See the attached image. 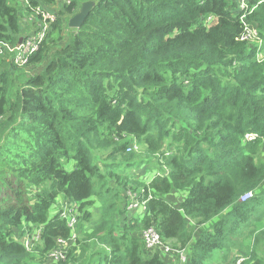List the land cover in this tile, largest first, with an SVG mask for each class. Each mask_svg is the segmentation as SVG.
Instances as JSON below:
<instances>
[{
	"label": "trees",
	"instance_id": "trees-1",
	"mask_svg": "<svg viewBox=\"0 0 264 264\" xmlns=\"http://www.w3.org/2000/svg\"><path fill=\"white\" fill-rule=\"evenodd\" d=\"M261 1L260 46L236 0L31 2L57 9L23 66L0 47V264H264ZM17 3L0 0V44L32 27ZM148 228L176 252L147 250Z\"/></svg>",
	"mask_w": 264,
	"mask_h": 264
},
{
	"label": "built area",
	"instance_id": "built-area-1",
	"mask_svg": "<svg viewBox=\"0 0 264 264\" xmlns=\"http://www.w3.org/2000/svg\"><path fill=\"white\" fill-rule=\"evenodd\" d=\"M33 0H21V4L24 7H28V9H31V11L34 12L36 15L32 19V16L28 17V21L33 22L32 23V32L25 37H20L22 39L21 43L19 45L10 46L7 44H0V47L5 49L9 55H11V58L13 59V62L15 65L23 66L28 57H30L33 53H35L42 41L45 39L49 29L50 25L55 20V15L51 13L48 10H41L40 8H32L30 6L31 2ZM238 4V11L240 13V23L243 27V31L240 34L239 40L242 42H248L253 43L258 46L261 45V39L258 36V32L255 28H253L251 25H249L246 22L247 16L250 15L257 6H251L250 0H236ZM264 1H261L258 3H262ZM26 21V20H25ZM212 21V20H210ZM208 21V22H210ZM257 58L260 59L261 55L258 54ZM257 134L255 133H247L244 135L243 142L245 143H252L257 140ZM135 149V148H133ZM252 197V193H245L240 197V202H245L249 200ZM72 211V207L69 209V212ZM68 222V227L71 229V239L70 241H74L76 238V234L74 232V224H75V218L74 216L70 215ZM141 238L143 241V244L145 248L149 251H160L165 256H172L176 251L172 250V248L168 244H163L158 236V234L153 230V228H148L142 231ZM68 246V243L65 240L58 239L56 241V247L54 250H52L51 253H49L48 258L51 262H57L62 261L65 258V249ZM27 247V246H26ZM179 256V259L183 262L184 261V252L177 253ZM241 260L237 262L239 264Z\"/></svg>",
	"mask_w": 264,
	"mask_h": 264
},
{
	"label": "water",
	"instance_id": "water-1",
	"mask_svg": "<svg viewBox=\"0 0 264 264\" xmlns=\"http://www.w3.org/2000/svg\"><path fill=\"white\" fill-rule=\"evenodd\" d=\"M94 6V3L87 1L81 4L79 12L71 17L68 21V27L71 29H79L86 20L90 10ZM22 39L19 38L17 45L21 43Z\"/></svg>",
	"mask_w": 264,
	"mask_h": 264
},
{
	"label": "rangeland",
	"instance_id": "rangeland-1",
	"mask_svg": "<svg viewBox=\"0 0 264 264\" xmlns=\"http://www.w3.org/2000/svg\"><path fill=\"white\" fill-rule=\"evenodd\" d=\"M63 2H65V0H56V3H57L58 5H61ZM17 5H18V7H20V8L22 9V4L17 3ZM56 9H57V8H55V9H53V10H50V12H51V13H54V12H56ZM53 11H54V12H53ZM30 23H31V22H27V23L24 24L23 26H25V25H30ZM31 32H32V29H29V30L25 31L24 34H23L21 37H25L26 35L30 34ZM9 57H10V56H9ZM9 57H8V59H9ZM136 149H138V151H139V150H140V147L137 146V148H135L134 151H137ZM65 168L67 169V171H71V170H72V165H71V164H70V165H66ZM176 199L179 200V197L177 196ZM66 207H67V204H66L65 202H63V209L66 208ZM70 207H72V206H70ZM65 211H68V209H66ZM262 221L264 222V220H262ZM38 232H39V230H38V229H35L34 232H33V234H32V236H30V237H28V236H24V237L21 239V242H23V244H24L25 246H30V243H31L32 238L37 239ZM168 245H169V244H168ZM261 245H263V244H261ZM169 246L171 247V245H169ZM263 246H264V245H263ZM171 248H172V247H171ZM172 249H173V248H172ZM234 253H235V251L232 252V254H234Z\"/></svg>",
	"mask_w": 264,
	"mask_h": 264
}]
</instances>
